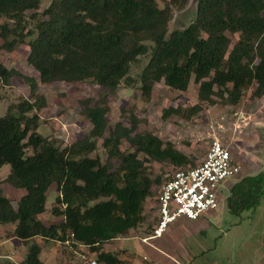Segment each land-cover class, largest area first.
I'll list each match as a JSON object with an SVG mask.
<instances>
[{
	"label": "trees",
	"instance_id": "16d2710c",
	"mask_svg": "<svg viewBox=\"0 0 264 264\" xmlns=\"http://www.w3.org/2000/svg\"><path fill=\"white\" fill-rule=\"evenodd\" d=\"M41 1L0 0V49L26 43L27 63L41 83L90 81L102 90L80 100L90 129L62 147L38 132V111L47 101L37 94V80L0 62V85L19 76L31 95L9 104L0 116V168L9 164L5 181L24 190L14 206L0 181V225L12 224L11 236L28 244L19 262L0 264H45L36 237L85 246L98 264H122L117 252L103 246L146 222V201L163 182L152 175L150 163L185 167L192 162L172 142L137 131L133 114L127 116L129 124L109 127L110 94L130 80L131 64L147 55L138 76L145 99L160 81L185 91L191 80L200 103L214 104L218 96L235 105L251 87L252 97L264 96V0H197L195 18L170 32L173 9L184 8L188 0H50L37 13ZM29 10L34 12L28 16ZM200 103L189 110L198 111ZM101 138L104 161L92 155ZM52 187L50 212L60 219L44 222L40 216L48 210ZM262 195L264 168L232 184L227 201L238 213L255 208ZM156 203L155 198L153 213Z\"/></svg>",
	"mask_w": 264,
	"mask_h": 264
},
{
	"label": "rangeland",
	"instance_id": "374dc122",
	"mask_svg": "<svg viewBox=\"0 0 264 264\" xmlns=\"http://www.w3.org/2000/svg\"><path fill=\"white\" fill-rule=\"evenodd\" d=\"M49 2L42 0L37 13ZM196 2L188 0L184 8L173 9L168 32L184 28L195 18ZM158 3L163 5L161 1ZM33 12L27 11L28 16ZM28 21L32 23L30 18ZM236 39L237 34H234L232 43ZM28 51L26 43L17 45L12 51L0 49V62L37 80V94L44 95L47 101L46 107L38 111V132L64 147L84 136L90 129V123L81 113L80 100L97 96L102 89L90 81L39 82L38 73L27 63ZM147 60L148 56L145 55L132 63L128 73L130 80L121 81L110 94L106 115L108 126L112 127L117 121L129 124L127 116L133 114L138 119L137 131L155 133L164 142H172L190 158L192 163L185 167H177L169 161L151 162L152 175H160L163 181L176 170L198 165L213 138L220 139L228 147L232 158L241 166V171L219 184L218 207L215 210L205 213L199 221L180 218L170 225L161 238L146 244L142 238L151 232V226L156 222L153 213L158 190L156 187L145 204L146 222L127 236L107 242L104 249L117 252L122 264H264V195L255 208L243 209L238 213L230 209L227 201L232 184L264 168V96L252 97L251 87L235 105L222 101L218 96H214V104L200 103L198 85L191 80L185 91L169 88L160 81L154 84L150 98L145 99L140 92L138 76ZM0 97L1 116L9 104L31 98L29 85L23 78L15 76L8 85H0ZM196 103H200L199 110L190 111V107ZM176 108L177 112L174 111ZM165 110H169L166 115ZM101 142L102 138L98 140L97 149L92 155L97 154L104 161L106 152ZM127 147L128 143L123 142L122 149ZM9 169V164L0 168V181L3 193L15 206L24 190L15 189L5 181ZM54 196L52 187L47 192L48 210L40 216L44 222L60 219L50 212ZM12 228V224L0 225V255H8L0 257V261L19 262L27 252L28 244L12 237ZM2 241H6L7 248ZM35 241L41 245V259L45 264H90L95 261V254L85 246L73 247L67 242L44 241L39 237ZM153 243L160 248L158 250L163 248L168 254L163 253V249L162 254L149 249Z\"/></svg>",
	"mask_w": 264,
	"mask_h": 264
},
{
	"label": "built area",
	"instance_id": "2783aa9c",
	"mask_svg": "<svg viewBox=\"0 0 264 264\" xmlns=\"http://www.w3.org/2000/svg\"><path fill=\"white\" fill-rule=\"evenodd\" d=\"M241 166L228 147L213 138L198 165L173 172L159 186L156 196V222L142 242L161 238L180 218L196 220L218 207V186L240 173ZM90 264H95L92 261Z\"/></svg>",
	"mask_w": 264,
	"mask_h": 264
},
{
	"label": "crops",
	"instance_id": "0c3cea01",
	"mask_svg": "<svg viewBox=\"0 0 264 264\" xmlns=\"http://www.w3.org/2000/svg\"><path fill=\"white\" fill-rule=\"evenodd\" d=\"M200 218H201V217H200ZM200 218H199V219H200ZM199 219H196V220H194V221H197V220L199 221ZM190 222H192V221H190ZM117 238H118V237H117ZM2 244H3V246L6 247V241H2ZM6 248H7V247H6ZM158 248H159V247H157L156 244H154V243H153L151 246H149V249H151V250H155V251H159L160 254H162L161 252H162L164 249L161 248V250H158ZM159 249H160V248H159ZM162 249H163V250H162ZM163 253L168 254L165 250H164ZM166 254H165V256H164L165 258H167V257H166ZM0 257H8V255H6V254H5V255H0ZM21 259H22V258H21ZM163 260H164V259H163ZM163 260H162V261H163ZM14 262H17V261H14Z\"/></svg>",
	"mask_w": 264,
	"mask_h": 264
}]
</instances>
